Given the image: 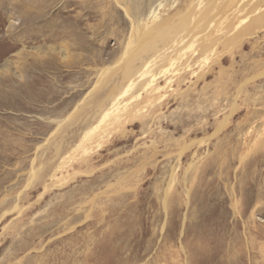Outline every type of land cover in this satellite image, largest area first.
I'll return each mask as SVG.
<instances>
[{"label": "rangeland", "instance_id": "1", "mask_svg": "<svg viewBox=\"0 0 264 264\" xmlns=\"http://www.w3.org/2000/svg\"><path fill=\"white\" fill-rule=\"evenodd\" d=\"M185 4L0 0V264H264L263 32L151 131L148 107L82 142Z\"/></svg>", "mask_w": 264, "mask_h": 264}, {"label": "bare ground", "instance_id": "2", "mask_svg": "<svg viewBox=\"0 0 264 264\" xmlns=\"http://www.w3.org/2000/svg\"><path fill=\"white\" fill-rule=\"evenodd\" d=\"M185 1V10L181 16L178 15L179 24L165 20L161 24L147 25L152 33L157 30L160 35L141 45L139 49L136 48L139 52L132 54L122 73L123 89L112 96L109 107L102 112L98 123L84 134L82 142L95 138L97 141L105 139L111 131L113 133L121 128L130 115L142 114L148 107L155 110H151L154 112L152 120L143 125L151 131L152 123L160 117L162 109L168 104L164 101L170 89L175 88L181 92L179 96L184 100L185 92H191L199 84H204L206 88L209 78L218 79L225 72L226 63H230V70L235 68L234 57L231 56L229 61L225 56L228 52L242 47L248 38H256L259 31L264 33V0H208L206 4L202 0ZM209 60L212 62L208 63ZM136 61H139L137 67ZM128 96L130 97L127 99ZM176 166L172 167L173 174ZM189 190L187 189V194L191 197ZM233 204L234 210L239 213V201L233 200ZM185 249L184 253L187 251ZM189 251L190 249L187 252Z\"/></svg>", "mask_w": 264, "mask_h": 264}]
</instances>
